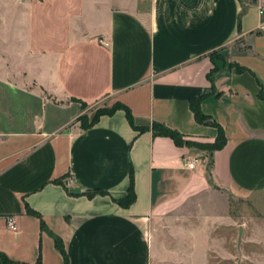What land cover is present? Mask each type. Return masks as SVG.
<instances>
[{"label":"crops","instance_id":"obj_1","mask_svg":"<svg viewBox=\"0 0 264 264\" xmlns=\"http://www.w3.org/2000/svg\"><path fill=\"white\" fill-rule=\"evenodd\" d=\"M252 2L0 0V253L64 264L55 235L68 264L235 263L219 233L264 227V31ZM103 101L183 140L212 144L218 125L226 143L178 146L123 110L83 129L82 105ZM130 169L135 200L122 207ZM232 201L259 217L239 222Z\"/></svg>","mask_w":264,"mask_h":264},{"label":"rangeland","instance_id":"obj_2","mask_svg":"<svg viewBox=\"0 0 264 264\" xmlns=\"http://www.w3.org/2000/svg\"><path fill=\"white\" fill-rule=\"evenodd\" d=\"M106 101L102 103H97L93 106H83V111L86 112L84 114L82 123L85 124L96 115L107 110H110L115 104H106ZM88 113H90L88 115ZM189 146H196L197 149L203 150L206 153H210L209 144H203L196 141L183 140ZM263 200H260L261 207L264 208V197ZM232 210L236 212L239 222L247 219V218H257L259 217V213L255 210V207L251 206L249 203H241V202H231ZM220 235L224 236L227 241H230L231 247L233 243L236 245V262H222L221 260L215 258L213 254H211L208 258V264H264V242L262 244H257L252 242L258 238V240H262L264 237V227H237L235 232L224 231L220 232ZM233 240H235L233 242ZM232 252V248H231Z\"/></svg>","mask_w":264,"mask_h":264},{"label":"trees","instance_id":"obj_3","mask_svg":"<svg viewBox=\"0 0 264 264\" xmlns=\"http://www.w3.org/2000/svg\"><path fill=\"white\" fill-rule=\"evenodd\" d=\"M237 70L238 71H242L244 69L238 67ZM259 97L262 98V99H264V93H263L262 90H261V92L259 94ZM200 102H201L200 100H194V101H191L190 102V109H191L192 113L194 114L195 120L198 123L205 122V120H206V117H204L202 115V113L200 112V108H199ZM83 106L84 105H82V108H83ZM117 110H123L125 112V114H126V118H127L128 122H129V124L135 130H137L139 132H144V131L151 130L154 136H165V137H169L178 146H181L183 144H186V142L182 141V136L180 134H178L177 132H175V131L167 128V127H165L162 124L154 123L151 127H136L133 124L132 116H131V113H130L129 109L127 107H125L124 105L120 104V103L115 104L110 110H107V111L102 112L100 114H96L91 119V121H89V122H87L85 124H81V127L83 129H87L90 126H92L94 123H96V121L98 120V118L101 115H111V114H113ZM82 119H83V116L80 117L78 119V121L82 123ZM214 127L217 130V136H216L214 142L212 144H209L208 145V146H210V151L211 152H214V151H217V150L222 149L224 147L225 143H226V138L224 136V133H223L222 128L219 127L218 125H214ZM133 182H134L133 181V172H132V169H130L129 170V186H128L127 195L123 199L115 200V202L118 203L122 207L129 206L135 200V193H134V188H133ZM99 193L100 194H104L103 192H99ZM95 194H96V192L87 193V197L88 198H92ZM52 238L54 240L55 247L60 251V253L64 257V264H68V259L66 257V254H65V251H64L63 244H62L61 240L58 237H56L55 235H52ZM0 260H1L2 264H20V263H15V262L10 261L2 253H0ZM36 264H39V263L37 262Z\"/></svg>","mask_w":264,"mask_h":264},{"label":"built area","instance_id":"obj_4","mask_svg":"<svg viewBox=\"0 0 264 264\" xmlns=\"http://www.w3.org/2000/svg\"><path fill=\"white\" fill-rule=\"evenodd\" d=\"M252 4L258 13V16L262 18V21L259 24L258 29L261 31H264V0H253ZM198 162H199L198 158H193L191 161H189L185 165L187 166L188 169H193L195 164ZM4 220H5L6 227L8 229L12 231L16 230V224H15L13 217L7 216V217H4Z\"/></svg>","mask_w":264,"mask_h":264}]
</instances>
